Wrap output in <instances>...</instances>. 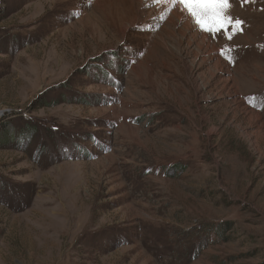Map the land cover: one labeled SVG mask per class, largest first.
Listing matches in <instances>:
<instances>
[{"label": "rangeland", "instance_id": "1", "mask_svg": "<svg viewBox=\"0 0 264 264\" xmlns=\"http://www.w3.org/2000/svg\"><path fill=\"white\" fill-rule=\"evenodd\" d=\"M229 4L197 92L134 0H0V264H264V0Z\"/></svg>", "mask_w": 264, "mask_h": 264}, {"label": "bare ground", "instance_id": "2", "mask_svg": "<svg viewBox=\"0 0 264 264\" xmlns=\"http://www.w3.org/2000/svg\"><path fill=\"white\" fill-rule=\"evenodd\" d=\"M134 4L138 22L143 23L144 15L148 13V16L158 17L166 23L169 38L174 42L175 50L197 92L204 81L201 69H205L204 72L212 79H217L218 74H223L226 68L229 73V64L215 54L216 48L208 34L200 31L189 14L174 0H134ZM123 31H126L125 27ZM228 80L229 77L221 78L225 88L228 86Z\"/></svg>", "mask_w": 264, "mask_h": 264}, {"label": "snow or ice", "instance_id": "3", "mask_svg": "<svg viewBox=\"0 0 264 264\" xmlns=\"http://www.w3.org/2000/svg\"><path fill=\"white\" fill-rule=\"evenodd\" d=\"M194 20L201 31L223 34L230 30L233 23L240 24V20L228 14L229 0H174ZM247 0H242V3ZM229 35L227 39H231Z\"/></svg>", "mask_w": 264, "mask_h": 264}, {"label": "trees", "instance_id": "4", "mask_svg": "<svg viewBox=\"0 0 264 264\" xmlns=\"http://www.w3.org/2000/svg\"><path fill=\"white\" fill-rule=\"evenodd\" d=\"M6 125H7V123L4 122V119L0 118V132L3 131L4 129H6ZM0 140H2V139L0 138ZM3 140H6V139H3ZM1 142H5V141H1Z\"/></svg>", "mask_w": 264, "mask_h": 264}]
</instances>
